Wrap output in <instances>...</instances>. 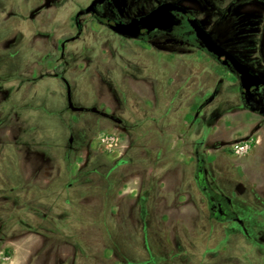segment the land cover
I'll use <instances>...</instances> for the list:
<instances>
[{
	"label": "rangeland",
	"instance_id": "1",
	"mask_svg": "<svg viewBox=\"0 0 264 264\" xmlns=\"http://www.w3.org/2000/svg\"><path fill=\"white\" fill-rule=\"evenodd\" d=\"M90 1L0 0V264H264V173L217 171L242 140L236 135L264 115L241 103L236 78L211 59L170 56L172 46L118 35L91 14L77 28L74 15ZM162 1L210 10L201 0L112 3L130 18ZM256 38L243 33L230 45L264 63ZM218 84L196 119V106ZM231 104L243 110L224 114ZM238 119L218 136L225 157L205 176L213 192L232 199L242 223L211 214L186 160L196 149L205 156L206 140L215 138L214 130H191L194 122ZM106 136L117 144L105 148ZM144 151L161 159L154 167L170 162L185 172L171 178L175 184L164 177L156 185L187 194L174 200L167 186L155 188L160 194H149L152 208L143 210L139 186L153 184L142 178Z\"/></svg>",
	"mask_w": 264,
	"mask_h": 264
},
{
	"label": "flooded vegetation",
	"instance_id": "2",
	"mask_svg": "<svg viewBox=\"0 0 264 264\" xmlns=\"http://www.w3.org/2000/svg\"><path fill=\"white\" fill-rule=\"evenodd\" d=\"M201 1L204 3L205 7H210V10H203L201 4L198 1H196V6H186L181 2H175L184 6L186 11H173L178 22L172 27L170 31L157 28L151 31L142 29L138 38L132 39H138L141 41H150L153 39L158 45L172 46L173 48L168 54L170 56L175 55L181 59L184 55H189L190 57L199 55L203 58H206L207 60H213L215 63L221 66L222 72L225 70L228 71L238 81V90L241 103L251 111L264 115V68L262 67L264 66V63L255 58V55H253L252 52H245L244 45L239 44L236 47H232L230 45L234 42L237 43L243 33L248 35L257 34L255 41H258L260 46L264 45V0H226L224 2H221L220 0ZM91 2L92 0L89 2V4ZM87 6H85L83 10L77 11L74 15V24L79 29L82 28L80 19L84 14H91L101 25L109 28L111 31L113 30L111 29L110 24H113L117 21L127 22L132 17L143 15L139 14L130 18H124L114 8L112 0L110 2L105 1L101 4H97L95 6V12H85V8ZM78 12H81V14L78 15ZM256 12L262 14L261 18L263 19V22L260 24L257 22L258 15L255 14ZM192 18H196L202 27H204V29H206L216 41H218L227 50L231 51L241 61L249 65L256 73H258L263 79V82L251 85L250 90L244 94L238 73L233 70L229 62H224V57L218 58L215 54L209 52L206 49V47L197 37L196 32L191 25L190 20ZM232 31L234 32L233 38H227L225 33ZM231 38L234 39V42L231 41ZM62 80L66 85L67 92H70L72 87L65 81L64 76H62ZM219 88L220 84H218L214 89L211 98L196 106L198 109L195 113L196 119L203 107L212 101L219 93ZM106 115L113 119V116L109 115V113L106 112ZM191 157L194 163L193 169H195L193 173H197V179L200 186L201 184L198 173H201L204 178L205 186H201V188L207 197L211 214L218 219H227L233 220L237 223H242L240 218L237 216L235 209L233 208L232 199L223 192H213L209 187L207 177L205 176V174L209 173V171L207 160L205 159L204 155L201 154L198 149H196L194 153H192ZM233 213H235L236 216H233Z\"/></svg>",
	"mask_w": 264,
	"mask_h": 264
},
{
	"label": "crops",
	"instance_id": "3",
	"mask_svg": "<svg viewBox=\"0 0 264 264\" xmlns=\"http://www.w3.org/2000/svg\"><path fill=\"white\" fill-rule=\"evenodd\" d=\"M146 94L147 93H144L143 96L145 97ZM230 107H231L230 108L231 110L226 109L223 111V113L224 114L230 113V112H233L234 110H237V111L243 110V108L238 104H231ZM209 124L214 127L213 128L209 127L210 126ZM209 124L205 123V126H204L203 124L199 125L198 122H194L192 126L190 127L191 130H195V131L199 130L201 136H203V134H205L204 136H207L210 130H214L212 135H214L215 138L206 140L205 142L207 152L204 157L207 160V166H208L209 173L211 172L210 171L211 164L217 163L216 165H219V163L223 162L222 157H225V156L228 162L224 166V171L217 170L218 173H264V122L258 126L252 127L249 131L245 132L243 134L245 136L240 137L238 134L236 135V138H237L236 140H238L239 138L242 140L244 138H248V140L251 141V147L247 153L237 154L233 149L235 144L238 142V141H235V143H233L231 147H229V149L226 151V154L224 153L225 156L222 154L223 149L219 143V142H222V138L218 136L221 135L222 132H226L227 130H229L232 126H239L237 124H240V119H238V121L237 120L231 121L230 123H227L225 121L224 124H218L214 122H210ZM237 128L240 131L239 129L240 127H237ZM170 129H172V127L169 128L168 130ZM165 130H167V127L165 126H162L159 128L160 133H159L158 140L161 139L160 141H163L165 139L163 136L165 134L164 133ZM168 142H169L168 145H170L171 144L170 138H168ZM153 144L156 145L157 147L160 146V143L158 141L154 142ZM177 155L178 154L171 155L173 157L172 160L175 163L177 162V158H176ZM191 156H192V153L189 154V157L186 160L193 161ZM159 159L158 158L154 160L151 159L150 153H147L146 151H144L143 155L140 157L139 163L142 165V170H143L142 173H144L142 178L146 177L147 178L146 181L150 180L153 183V184H147L146 182V183H143L141 187L139 186V199L138 200L141 203L142 209L146 211L152 208L149 205V202L152 199L151 195L149 194L151 193L156 194L157 191L155 192V190H153L155 188L157 189L159 187V189L160 188L163 189L165 188V186H167L166 188L168 189L167 194L172 196L174 200L176 199V194H178V196H181L183 193L187 194L186 190H184L183 192L181 191L176 192L177 190L176 191L175 189L172 190V188L168 185H162V187L156 185V183L160 184L161 181L164 182V180L160 179V178L163 179L164 177L169 178V180L167 181H172V183L175 184V180L173 181L171 180V178H174L176 176V173H185V172H182L180 169H177L176 166L171 167L170 162L163 163V166L162 165L159 166L158 164L154 167V165L151 162L152 161L160 162L161 159L160 160ZM153 178H157L156 181H154L155 179ZM172 187H174V185ZM158 194H160V192L157 193L156 195Z\"/></svg>",
	"mask_w": 264,
	"mask_h": 264
},
{
	"label": "water",
	"instance_id": "4",
	"mask_svg": "<svg viewBox=\"0 0 264 264\" xmlns=\"http://www.w3.org/2000/svg\"><path fill=\"white\" fill-rule=\"evenodd\" d=\"M105 1L110 2L111 0H92V2L85 8V12H95V6ZM176 10L185 12L186 8L175 2L163 1L143 15L132 17L127 22L117 21L110 24V27L114 32L130 38H138L142 29L151 31L157 28L170 31L178 22L173 13V11ZM79 14H81V12H78V15ZM190 22L197 37L206 49L215 54L218 58L224 57V62H229L233 70L238 73L244 94L250 90L251 85L263 82V79L258 73L216 41L212 35L202 27L196 18H192Z\"/></svg>",
	"mask_w": 264,
	"mask_h": 264
},
{
	"label": "built area",
	"instance_id": "5",
	"mask_svg": "<svg viewBox=\"0 0 264 264\" xmlns=\"http://www.w3.org/2000/svg\"><path fill=\"white\" fill-rule=\"evenodd\" d=\"M101 144L105 147V148H111V146L116 145V141H115V137L113 136H106L101 138ZM251 147V141L248 139H243L241 141H238L235 146L233 147L234 151L237 154H244L247 153L249 151Z\"/></svg>",
	"mask_w": 264,
	"mask_h": 264
},
{
	"label": "trees",
	"instance_id": "6",
	"mask_svg": "<svg viewBox=\"0 0 264 264\" xmlns=\"http://www.w3.org/2000/svg\"><path fill=\"white\" fill-rule=\"evenodd\" d=\"M198 174H199V180H200V184H201V186H205L203 176L201 175V173H198ZM206 193H207V192H206ZM209 194H210V192H209ZM233 216H236L235 213H233Z\"/></svg>",
	"mask_w": 264,
	"mask_h": 264
}]
</instances>
